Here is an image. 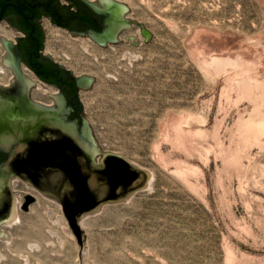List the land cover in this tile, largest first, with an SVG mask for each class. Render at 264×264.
Returning a JSON list of instances; mask_svg holds the SVG:
<instances>
[{
  "label": "rangeland",
  "instance_id": "374dc122",
  "mask_svg": "<svg viewBox=\"0 0 264 264\" xmlns=\"http://www.w3.org/2000/svg\"><path fill=\"white\" fill-rule=\"evenodd\" d=\"M120 1L130 8L125 17L150 30L149 40L138 26L141 39L130 42L129 27L107 46L82 36L102 57L85 50L68 56L57 46L48 54L74 75L95 76L90 87H79L100 146L95 160L107 151L123 154L154 173L151 185L86 214L83 253L63 207L48 218L47 195L22 179L23 190H38L30 204L38 203L43 216L30 264H264V147L240 137L253 110L250 94L264 78V0ZM0 23L14 43L19 32ZM125 48L138 56L129 61ZM0 50L7 51L1 40ZM261 104L255 116L264 120ZM2 228L11 235L10 244L0 237V264H24L13 250L20 248V226Z\"/></svg>",
  "mask_w": 264,
  "mask_h": 264
},
{
  "label": "water",
  "instance_id": "95a60500",
  "mask_svg": "<svg viewBox=\"0 0 264 264\" xmlns=\"http://www.w3.org/2000/svg\"><path fill=\"white\" fill-rule=\"evenodd\" d=\"M85 1L94 11L103 15L104 24L100 30L66 28L55 24L72 34L88 36L101 46L118 43L121 40L120 31L134 25H138L142 29L146 40L150 39L151 32L143 22L124 16V12L130 10L126 2L120 0ZM8 5L14 6L20 13H23L22 5L14 1H5L0 8V21L3 20V13ZM18 37L16 36V39ZM0 40L7 47L6 53L2 54L1 61L5 65H10L15 72L9 85L0 82V143L8 145L9 141L17 140L20 142V146L24 145L28 136L37 133L42 125H47L53 130L59 129L70 135L72 144L78 143L86 151L85 155L83 153L76 154L70 146V159L74 166L72 171L76 172V175L62 178L57 173L60 168L55 165L50 169L52 172L48 177H39L38 183L23 177V180L62 204L82 251L86 235L82 218L86 214L98 212L104 201L128 196L132 190L146 186L150 172L133 165L123 154L110 151H107L97 162L95 155L100 146L90 127V122L83 116L84 107L80 98L79 119L73 115V109L68 105L66 96L61 91L59 93L48 92L55 99L54 104L51 105L32 99L30 87L36 83L37 79L22 72L19 58L14 51V43L2 35H0ZM42 52L46 57L52 58L50 54L45 53L44 48ZM58 64L65 67L60 62ZM69 70L74 75L72 70ZM74 77L78 88L85 89L90 87L95 80V76L90 74L74 75ZM38 78L48 83L40 77ZM50 84L58 87L55 83ZM6 167L0 170V180L3 178L2 174ZM20 192L22 195L20 204L24 210H28L30 202L27 201V194L25 191ZM34 200L36 197L33 195L32 201ZM13 210H15V203L11 212Z\"/></svg>",
  "mask_w": 264,
  "mask_h": 264
},
{
  "label": "flooded vegetation",
  "instance_id": "af4514ba",
  "mask_svg": "<svg viewBox=\"0 0 264 264\" xmlns=\"http://www.w3.org/2000/svg\"><path fill=\"white\" fill-rule=\"evenodd\" d=\"M6 1L18 3L17 0ZM25 2L28 11L26 18L31 21L28 31L17 13L9 12L3 18L19 32V37L14 42L19 65L27 67L32 74L48 82L47 84H57L66 96L68 105L72 107L73 115L79 119L81 102L74 97V92L70 88V81L76 79L68 68L60 66L58 61L43 54L44 47L36 31H40V26L42 28L40 19L43 16L48 17L53 23L54 21L68 23L73 28L83 30L89 28L100 30L104 24V17L94 11L85 0H26ZM73 13L76 15L72 16ZM75 86L78 88L77 83ZM74 142L76 143L75 140ZM70 146L74 149V153L86 154L80 144H72L70 135L59 129L53 130L47 125H42L37 133L28 136L24 145L20 146L17 140L9 141L8 145L0 143V170L7 166L0 180V227L6 225L4 222L15 202L18 207V195L23 190V177L38 183L39 177H48L52 172L50 169L55 165L60 168L57 173L62 178L76 175V172L72 171L74 166L70 159ZM25 192L27 201L31 202L33 195L26 190Z\"/></svg>",
  "mask_w": 264,
  "mask_h": 264
},
{
  "label": "bare ground",
  "instance_id": "6f19581e",
  "mask_svg": "<svg viewBox=\"0 0 264 264\" xmlns=\"http://www.w3.org/2000/svg\"><path fill=\"white\" fill-rule=\"evenodd\" d=\"M93 1H95V0H93ZM43 26H44L46 34H47L46 47H45V51L47 53H49V52L53 53L54 46L61 48L62 52H65L68 56H80L83 54L82 50L87 51V53L90 52L95 57L98 55H101V57H102V54L104 53V52H101V50H97L95 47L90 45V42H88L90 38L87 39V38H84V37L79 36V35L78 36L77 35H70L65 29H63L61 26L56 25L55 23H53L48 18H45L43 20ZM3 27L4 26L0 23V35L4 30ZM131 28L133 30H135V31H133L135 33H131V34L129 33L128 35L126 34L127 39L130 42L136 44L141 39V34L139 33L140 29L138 28V25H134ZM140 31H142V30H140ZM2 54H4V53L0 52V82L5 84V85H9L11 83V78L14 76L15 72L13 71V69L10 65H5L1 61L2 60ZM123 56H127L128 60L132 61L133 59H135L138 56V53H134L129 48H125ZM6 66L11 67V71H8ZM21 70H22V72L28 74L29 77L37 79L36 83L30 87L31 98L36 100V101L43 102L40 99L45 100V98L49 97L50 98L49 102H44V103H46L48 105L54 104L55 99L52 95L48 94V92H50V93H59V92H57L54 88L52 89V87L49 86L47 83L43 82L42 80L37 78L35 75H33L29 71V69H27V67H24L23 69L21 68ZM258 85L259 86L257 88V91L253 95L250 94V98L253 100V108H251L253 110H252V113L247 118L242 119V121H244V125H243L244 127L242 128V130L240 132V137L245 142H249V141L254 140V142L256 141V143L258 142L261 146L264 147V120L263 119H257L255 116L256 114H260L263 112V109L261 107V105H262L261 102H264L263 101L264 100V78H261ZM245 146H246V144H245ZM99 151H100V148H99ZM184 169L185 168H179L177 170V173L179 174V176L182 179L188 180L189 179L187 176L188 173ZM148 171L150 172V176L148 177V181H147L146 186L151 185V181H152L153 176H154V173L152 171H150V170H148ZM188 172L190 173V171H188ZM188 181H190V180H188ZM29 185H31V184H29ZM22 191H25V190H22ZM27 192H30L36 198L39 196L38 190H36L34 192L33 191L32 192L27 191ZM132 194H133V191L126 197V199H129ZM18 196H19L18 197V207H16V205H15V210H13L9 214V216L7 217V219L5 220L4 223L7 224L8 226H10V225L14 226L15 224L16 225L18 224L20 226V229H21L20 243L15 244V247L17 245H19L20 248L19 249L14 248L13 250L14 251L19 250V253L17 255H19V256H21V258L25 259L24 264H30L29 258L32 257L33 255H35V253H33L32 251L38 245L37 241L34 240V237L37 236L36 225L43 222V219H42L43 216H42V213L39 214L38 203H36V205H33L31 203L29 206V209L31 212L30 215H24L19 210V206H21L20 203L22 201L21 192ZM46 199H48L51 204L46 206L45 212H46L48 218L49 217L53 218V213L56 211L57 208L61 209L62 205L59 201L55 200L52 197L46 196ZM15 204H16V202H15ZM62 211H58L56 213V217L53 219L54 222H56V223L60 222L61 218L63 217ZM33 214L35 216L34 219H33ZM68 229H69V231L71 230V228H68ZM50 231H52V230H50ZM10 235H11V233L8 230L2 228V226L0 227V237H7L6 241L9 242V244H10V239H9ZM12 241L13 240H11V242ZM25 243L28 246L26 250H25L26 245L24 246ZM82 251H83V253L86 252V244L85 245L83 244ZM3 257H4V255L2 254L0 256V259H2ZM11 261L14 264L19 263V262H17L18 260H16L15 258H13V260H11Z\"/></svg>",
  "mask_w": 264,
  "mask_h": 264
},
{
  "label": "trees",
  "instance_id": "16d2710c",
  "mask_svg": "<svg viewBox=\"0 0 264 264\" xmlns=\"http://www.w3.org/2000/svg\"><path fill=\"white\" fill-rule=\"evenodd\" d=\"M4 1H6V0H0V8H1V6H2V4H3V2ZM18 1V3L19 4H21L22 5V7H23V15H20L18 12V10L15 8V7H12V6H8V8L4 11V15H3V18H4V16L7 14V13H9V12H15V13H17L19 16H20V18H21V21H22V24H23V26L26 28L27 27V31H28V29H29V27H31V21L28 19V18H26V15L28 14L27 12L28 11H26V8H27V4H26V0L24 1V0H17ZM76 14L75 13H73L72 14V16H75ZM40 16H41V14H40ZM54 23H56V24H59V25H61V26H63V27H66V28H73L71 25H69L68 23H59L58 21H54ZM23 27V28H24ZM36 34L39 36V38L41 39V41H42V46L44 47V40H45V33H44V30L41 28V26H40V31H36ZM69 71V70H68ZM75 84H76V81L74 80V79H72L71 81H70V88L73 90V92H74V97L80 102V100H79V93H78V91H79V88H77L76 86H75Z\"/></svg>",
  "mask_w": 264,
  "mask_h": 264
}]
</instances>
